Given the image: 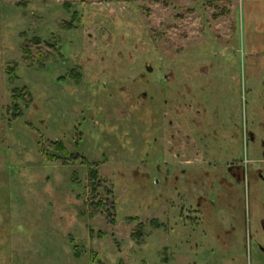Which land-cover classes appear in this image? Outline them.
Wrapping results in <instances>:
<instances>
[{"label":"rangeland","instance_id":"rangeland-1","mask_svg":"<svg viewBox=\"0 0 264 264\" xmlns=\"http://www.w3.org/2000/svg\"><path fill=\"white\" fill-rule=\"evenodd\" d=\"M0 264H264V0H0Z\"/></svg>","mask_w":264,"mask_h":264},{"label":"trees","instance_id":"trees-1","mask_svg":"<svg viewBox=\"0 0 264 264\" xmlns=\"http://www.w3.org/2000/svg\"><path fill=\"white\" fill-rule=\"evenodd\" d=\"M149 1L156 2V3H165L166 2V0H149ZM74 17L69 23H65L64 27L68 28V27L72 26V24L74 22ZM23 52H24L25 59L27 60L28 59V50L25 47H24ZM70 74H71L70 76L75 80V83L76 84H80V80H81L80 75L76 74L74 71H71ZM166 102H168L167 98L164 99V103H166ZM12 110H13V114H14L15 117L18 116L21 113L19 104L17 102H15L13 104ZM77 137H78V140H81L82 135L79 133V134H77ZM52 149H54L55 151H58V152H62L67 157L66 158H62L60 156H56V155L52 154L51 153ZM40 151H41L42 157L48 162L57 161V162H62L63 164H66L67 163L66 159H68V158L70 160H72V161L81 160V163H83L87 167V169L89 170L90 183L93 186L92 187L93 188L92 192H95V190H97V188H98V184H97L98 172H97V170L91 168V164H89V162L86 159L80 157L77 154H69L67 149L65 148L64 144L61 141L49 142V146L48 147H41ZM101 202L102 201H100L98 203L91 202V206H93L92 209L95 212L100 209L101 213H103V214H105V212H107L106 213V215H107L106 218H109L110 213H109L108 208H107L108 205H103V203H101ZM113 221H114V219L111 220V222H113ZM135 234L138 235V230L137 229L134 230V235Z\"/></svg>","mask_w":264,"mask_h":264}]
</instances>
